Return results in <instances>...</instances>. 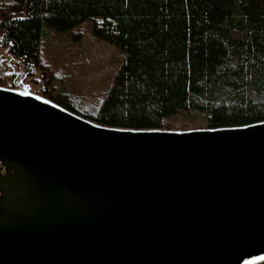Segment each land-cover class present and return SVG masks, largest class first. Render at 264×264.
Here are the masks:
<instances>
[{"label": "water", "instance_id": "obj_1", "mask_svg": "<svg viewBox=\"0 0 264 264\" xmlns=\"http://www.w3.org/2000/svg\"><path fill=\"white\" fill-rule=\"evenodd\" d=\"M264 259V121L98 124L0 86V264Z\"/></svg>", "mask_w": 264, "mask_h": 264}, {"label": "trees", "instance_id": "obj_2", "mask_svg": "<svg viewBox=\"0 0 264 264\" xmlns=\"http://www.w3.org/2000/svg\"><path fill=\"white\" fill-rule=\"evenodd\" d=\"M94 18L121 64L94 110L48 95L57 104L130 129L194 111L212 129L264 121V0H0V44L25 73L45 70L43 38Z\"/></svg>", "mask_w": 264, "mask_h": 264}, {"label": "rangeland", "instance_id": "obj_3", "mask_svg": "<svg viewBox=\"0 0 264 264\" xmlns=\"http://www.w3.org/2000/svg\"><path fill=\"white\" fill-rule=\"evenodd\" d=\"M101 20L89 19L69 32L45 36L42 40L45 70L25 73L20 61L0 44V75L5 80L3 86L45 97L52 102L53 98L49 99L48 95L54 97L59 94V98L69 99L81 110H94L122 61V53L115 44L94 34V27ZM206 118L204 113L183 112L165 118L162 129H202L207 127Z\"/></svg>", "mask_w": 264, "mask_h": 264}]
</instances>
